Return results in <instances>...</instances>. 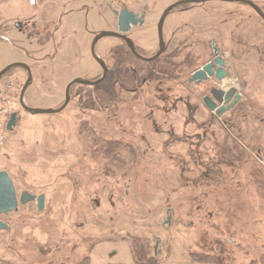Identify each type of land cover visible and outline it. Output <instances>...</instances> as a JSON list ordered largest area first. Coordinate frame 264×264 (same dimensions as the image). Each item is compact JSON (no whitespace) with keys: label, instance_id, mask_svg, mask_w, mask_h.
Here are the masks:
<instances>
[{"label":"rangeland","instance_id":"374dc122","mask_svg":"<svg viewBox=\"0 0 264 264\" xmlns=\"http://www.w3.org/2000/svg\"><path fill=\"white\" fill-rule=\"evenodd\" d=\"M176 1L0 0V71L27 64L26 106L57 110L71 81L100 75L91 44L96 34L115 30L114 12L146 15L129 37L149 56L157 50L159 17ZM248 1L264 12V0ZM40 7L46 18L39 24L49 20L57 32L36 52L35 42L25 43L24 18ZM52 29L34 27V39L42 43ZM162 38L167 52L181 48L178 60L189 53L193 62L177 83L127 74L119 86L111 73L103 85H73L58 113L16 111L0 171L17 197L42 195L44 206L37 210L34 201L0 215L7 226L0 230V261L135 264V245L154 264H264V22L246 4L210 1L170 12ZM210 43L225 57L220 86L240 95L219 117L202 103L207 87L192 89L185 80L210 59ZM124 49L105 37L94 53L112 65V53ZM3 79L21 83L24 70L14 67ZM110 141L120 147L106 154Z\"/></svg>","mask_w":264,"mask_h":264},{"label":"water","instance_id":"95a60500","mask_svg":"<svg viewBox=\"0 0 264 264\" xmlns=\"http://www.w3.org/2000/svg\"><path fill=\"white\" fill-rule=\"evenodd\" d=\"M210 1L236 2V3L246 4L264 22V12L255 3L248 0H187V1H182L180 3H174L173 5L167 7L164 10L157 23L158 50L153 57L146 59V61H153L157 59L165 50V44L162 38V26L165 18L167 17L168 13L171 10H173L178 5L183 3L202 4ZM143 17H144L143 15L139 16L138 14L132 13L128 9H122L118 13V19H117L118 32H112V31L100 32L97 35H95L91 44V54L95 62L101 67L103 71V75L106 74L107 68L105 63L102 60H100L94 53V47L97 41L105 37H118L126 43L130 52H132L135 56H138L135 52L134 44L127 37V34L130 32L132 27H141L143 25ZM211 47L214 54V58L212 62H209L208 64L204 65L201 69L197 70L196 72L190 75H186L185 80L188 83L196 84L212 76H214L217 81H223V79L226 77V71H225L226 64L224 63L222 58L218 56V53L216 52L214 45H212ZM14 67H20L24 69L28 74V79L20 94V104L25 112L32 115H51L58 113L62 111L69 102V88L72 85L80 84L84 86H95L102 80V78L95 82H88L79 79L73 80L65 90L64 102L59 109L57 110L33 109L24 106L22 101L23 93L31 80L30 69L28 66L21 63L11 64L0 71V79L10 69ZM211 96L212 98L205 97L203 99V102L206 109L214 113L216 117H219L222 114H224L234 105H236L240 100V95L236 92L234 88L228 89L227 92L218 89H212ZM16 119H17L16 113H13L6 124V131H11L15 127ZM34 201L36 202L37 210H42L44 206V196L40 195L38 197H34L28 192H22L20 196L17 197L15 187L13 185L11 178L6 172L0 171V215H5L11 212H15L17 211L18 205H25ZM166 224H169V217H167ZM6 229L7 226L4 223L0 222V230H6Z\"/></svg>","mask_w":264,"mask_h":264},{"label":"flooded vegetation","instance_id":"af4514ba","mask_svg":"<svg viewBox=\"0 0 264 264\" xmlns=\"http://www.w3.org/2000/svg\"><path fill=\"white\" fill-rule=\"evenodd\" d=\"M182 1H187V0H177L175 3H180V2H182ZM207 3V2H206ZM174 4V3H173ZM172 4V5H173ZM205 3H202V4H191V3H183V4H180V5H178L176 8H174L173 10H171L170 12H172V11H174L175 9L177 10V11H181V12H186V11H189V10H192V9H194V8H196V7H203V5H204ZM171 6V5H170ZM164 12V11H163ZM162 12V13H163ZM169 12V13H170ZM176 12V11H175ZM119 13V12H118ZM118 13L116 14V12H114V18H115V30H111L112 32H118V26H117V19H118ZM168 13V14H169ZM135 14H138L139 16H144L143 17V24H144V22H145V18H146V15L145 14H143V13H138V12H136ZM162 15V14H161ZM168 16V15H167ZM161 17V16H160ZM160 17H159V19H160ZM159 21V20H158ZM158 23V22H157ZM143 26V25H142ZM141 26V27H142ZM141 27H132L131 28V30H130V32L127 34V37L130 39V33H131V31L133 30V29H136V28H141ZM175 30V29H174ZM156 31H157V29H156ZM173 33H174V31H173ZM173 33L171 34V36L173 35ZM95 36H93V38H94ZM156 37H157V50H158V33L156 32ZM114 39H116V40H118L122 45H124V47H125V49L123 50V51H118V52H113L112 53V56H113V58H114V60H113V64L112 65H109V64H107L106 62H104L105 63V65H106V68H107V70H106V74L105 75H103V71H102V69H101V67L98 65V67H99V70H100V75L99 76H97L94 80H92L93 82H95V81H98V80H100L101 78H102V80L96 85V86H99V85H103L104 83H105V81H106V78L108 77V75L109 74H111V73H113L115 76H116V78H117V84L119 85V86H121L123 83H121L122 81L124 82V80L129 76L132 80H138V79H140V81H142L143 80V82H146L145 80H144V78H146V77H149V73H150V71H151V69L150 68H147L146 66L148 65V66H150V64H153V62L154 61H156L160 56H162V55H167V54H169V52H167V50H168V47H169V44L170 43H167V42H165L164 40V44H165V50H164V52L157 58V59H155V60H153V61H146V59H149V58H151V57H153L155 54H156V52H157V50L153 53V54H151V55H149V56H147V55H144L143 53H141L140 51H138L135 47H134V49H135V52H136V54L138 55V56H135L132 52H130V50L128 49V47H127V45H126V43L123 41V40H121L120 38H118V37H113ZM131 40V39H130ZM132 41V40H131ZM214 43H210L209 45H208V50H209V52H210V54H211V56H210V59L208 60V61H206L202 66H200L197 70H199V69H201L204 65H206V64H208L209 62H212V60H213V58H214V54H213V50H212V45H213ZM203 50H204V48H203ZM230 55H228V57H229ZM132 58H134L133 60H132ZM220 58H222V60L223 59H225V57L224 56H221ZM134 61V62H133ZM136 61L137 62H139L140 63V65L138 64V63H136ZM224 61V60H223ZM225 63V62H224ZM226 64V63H225ZM123 65V66H122ZM30 69V68H29ZM150 69V70H149ZM196 70V71H197ZM226 71V70H225ZM24 74H25V80L23 81V82H18V83H20L19 84V96H18V101H17V111L19 110V109H21V110H23V108H22V106H21V104H20V94H21V92H22V89H23V87H24V85H25V83H26V81H27V79H28V74L26 73V71L24 70ZM128 74V76H126ZM227 71H226V77H227ZM30 75H31V80H30V82H29V85L27 86V88L25 89V91H24V93H23V97H22V101H23V104H24V106H26V104H25V102H26V99H25V95H26V92H27V90H28V88H29V86H30V84L32 83V74H31V69H30ZM144 75V76H143ZM182 76V75H181ZM179 77H180V75L179 74H176V77H175V79H172L175 83H177V81L176 80H178L179 79ZM225 77V78H226ZM182 78L184 79V75L182 76ZM224 78V79H225ZM142 79V80H141ZM147 79V78H146ZM224 79H223V81H224ZM223 81H217L216 80V78L214 77V76H212V77H210V78H208V79H206V80H204V81H201V82H198V83H196V84H193V83H189V85H190V88H192V89H195V88H201V87H207L206 88V96H202V103H203V105H204V102H203V99L205 98V97H210V98H212V96H211V91H212V89H218V90H222V91H224V92H227V90L225 91V90H223L224 88H223V86H220V84H222L223 85ZM72 82V81H71ZM70 82V83H71ZM69 83V84H70ZM188 83V82H187ZM68 84V85H69ZM67 85V86H68ZM67 86H66V88H67ZM71 87H73V85L71 86ZM71 87L69 88V90L71 89ZM221 87V88H220ZM66 88H65V90H66ZM230 89V88H229ZM64 95H65V91H64ZM27 107V106H26ZM204 107H205V105H204ZM206 108V107H205ZM16 116H17V114H16Z\"/></svg>","mask_w":264,"mask_h":264},{"label":"trees","instance_id":"16d2710c","mask_svg":"<svg viewBox=\"0 0 264 264\" xmlns=\"http://www.w3.org/2000/svg\"><path fill=\"white\" fill-rule=\"evenodd\" d=\"M179 57H181V48H176L169 54L160 56L156 61L153 62V64H150L152 68L156 64L159 63L161 64L157 66L156 70L155 68L152 69L151 67L148 66V68L151 69L149 73V77L151 78V80L156 82V81L175 79L176 74H179L181 76L184 73V68L191 67L193 62H191V60L189 59L190 58L189 53L183 55L181 60H178ZM103 147H104L103 148L104 153L106 154H111L113 152L115 153L116 152L115 150L118 147H120V142L110 141L108 143H105ZM131 251L135 264H154L153 258L143 260V258H141L142 256L140 254V251L137 250L135 245H133ZM0 264H8V263L0 261ZM76 264H89V262L88 260L84 259Z\"/></svg>","mask_w":264,"mask_h":264},{"label":"built area","instance_id":"2783aa9c","mask_svg":"<svg viewBox=\"0 0 264 264\" xmlns=\"http://www.w3.org/2000/svg\"><path fill=\"white\" fill-rule=\"evenodd\" d=\"M18 95L19 85L15 80H0V149L4 144L6 123L17 110Z\"/></svg>","mask_w":264,"mask_h":264},{"label":"crops","instance_id":"0c3cea01","mask_svg":"<svg viewBox=\"0 0 264 264\" xmlns=\"http://www.w3.org/2000/svg\"><path fill=\"white\" fill-rule=\"evenodd\" d=\"M41 4H43V3H40V5ZM40 9H41V7L39 8V9H37L36 11H34L29 17H26V18H24V19H26L27 20V27H26V31H28L29 32V36H28V38L25 40V43H29V44H34V42L37 44L35 47H36V52L38 51V52H40V50H42L43 49V45H46L47 43H48V41H49V38L51 39V37L55 34V32H57V28L55 29L54 28V25L52 24V23H50V21L49 20H47V21H44V22H42V23H40L39 24V21H43V20H45V19H43V17H45L46 18V16L44 15L43 17H40V15H41V11H40ZM38 11V12H37ZM40 11V12H39ZM48 16V15H47ZM50 25V27H53V29L51 30V31H46L44 34L45 35H43V42L41 43V42H39V41H37V40H39V39H37V37H36V39H34L35 37L33 36V31L34 30H37V28L36 29H34L33 30V28L34 27H36V26H38L39 25V27H42L43 25L44 26H46V25ZM39 29V28H38ZM42 45H41V44ZM47 56H49V55H47ZM46 56V57H47ZM27 57H28V55H27ZM52 57H54V54L53 55H51V58ZM26 66H28L27 64H26ZM29 67V66H28ZM30 68V67H29ZM24 70V69H23Z\"/></svg>","mask_w":264,"mask_h":264}]
</instances>
